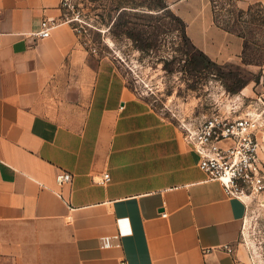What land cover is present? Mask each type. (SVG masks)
<instances>
[{
  "label": "crops",
  "instance_id": "obj_1",
  "mask_svg": "<svg viewBox=\"0 0 264 264\" xmlns=\"http://www.w3.org/2000/svg\"><path fill=\"white\" fill-rule=\"evenodd\" d=\"M167 4L211 60L239 55L210 0ZM47 19L58 26L41 38ZM95 53L62 0H0V264H251L246 199L199 169L115 56ZM241 94L264 110V65Z\"/></svg>",
  "mask_w": 264,
  "mask_h": 264
},
{
  "label": "rangeland",
  "instance_id": "obj_2",
  "mask_svg": "<svg viewBox=\"0 0 264 264\" xmlns=\"http://www.w3.org/2000/svg\"><path fill=\"white\" fill-rule=\"evenodd\" d=\"M167 3L62 0L64 18L80 32L86 48L96 56H115L139 96L177 122L185 117L199 121L262 79L264 0H210L216 25L235 36L242 49L229 59L225 54L218 61L200 59L199 66L190 63L199 54L186 24ZM259 138L264 143V128ZM260 162L264 176V154ZM244 198L241 245L251 264H264V190Z\"/></svg>",
  "mask_w": 264,
  "mask_h": 264
},
{
  "label": "built area",
  "instance_id": "obj_3",
  "mask_svg": "<svg viewBox=\"0 0 264 264\" xmlns=\"http://www.w3.org/2000/svg\"><path fill=\"white\" fill-rule=\"evenodd\" d=\"M57 26L55 20H43L37 34L47 38ZM250 106L239 95L226 105L220 104L199 121L189 117L178 119L184 140L198 153L199 169L210 180L220 181L228 195L234 197H245L249 192L259 193L264 190L259 157V133L264 128V110L256 108L255 113L246 111ZM66 178L67 175L63 173L57 177V181L62 184ZM109 180L110 175L105 174L101 183H108ZM121 264L126 263L122 261Z\"/></svg>",
  "mask_w": 264,
  "mask_h": 264
},
{
  "label": "trees",
  "instance_id": "obj_4",
  "mask_svg": "<svg viewBox=\"0 0 264 264\" xmlns=\"http://www.w3.org/2000/svg\"><path fill=\"white\" fill-rule=\"evenodd\" d=\"M198 54L199 57L193 58L190 62L191 64L199 66L201 64L200 59L206 60L207 62H212V60L208 56H206L203 52L198 50Z\"/></svg>",
  "mask_w": 264,
  "mask_h": 264
}]
</instances>
